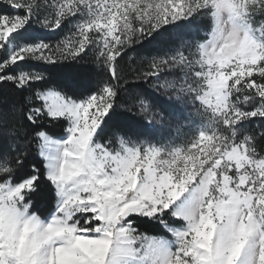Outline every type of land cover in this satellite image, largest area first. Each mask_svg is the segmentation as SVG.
I'll return each instance as SVG.
<instances>
[{
  "label": "snow or ice",
  "instance_id": "obj_1",
  "mask_svg": "<svg viewBox=\"0 0 264 264\" xmlns=\"http://www.w3.org/2000/svg\"><path fill=\"white\" fill-rule=\"evenodd\" d=\"M0 264H264V0H0Z\"/></svg>",
  "mask_w": 264,
  "mask_h": 264
}]
</instances>
